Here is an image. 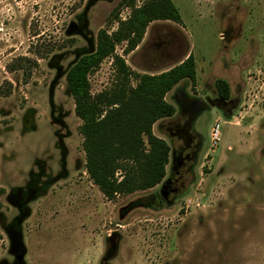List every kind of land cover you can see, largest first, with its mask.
<instances>
[{
  "label": "rangeland",
  "instance_id": "obj_1",
  "mask_svg": "<svg viewBox=\"0 0 264 264\" xmlns=\"http://www.w3.org/2000/svg\"><path fill=\"white\" fill-rule=\"evenodd\" d=\"M123 1L0 0V264H264V0H172L181 23H151L129 55L117 46L139 75L193 55L197 82L167 95L176 114L155 125L172 150L164 181L109 201L86 172L66 76L129 19ZM116 73L105 60L92 93Z\"/></svg>",
  "mask_w": 264,
  "mask_h": 264
},
{
  "label": "trees",
  "instance_id": "obj_2",
  "mask_svg": "<svg viewBox=\"0 0 264 264\" xmlns=\"http://www.w3.org/2000/svg\"><path fill=\"white\" fill-rule=\"evenodd\" d=\"M135 2H122L132 8L129 19L118 20V29L111 34L101 30L96 50L81 57L66 76L76 116L82 120L86 172L109 201L154 189L164 181L172 150L153 128L176 114L167 95L184 80L193 86L197 82L193 55L159 75H139L116 54L117 46L124 43L125 55L135 51L155 21H182L172 0H147L138 8ZM109 58L114 59L117 70L114 83L109 90L94 95L90 76ZM133 80L137 81L135 86ZM216 89L222 100H229L227 81L217 80Z\"/></svg>",
  "mask_w": 264,
  "mask_h": 264
},
{
  "label": "flooded vegetation",
  "instance_id": "obj_3",
  "mask_svg": "<svg viewBox=\"0 0 264 264\" xmlns=\"http://www.w3.org/2000/svg\"><path fill=\"white\" fill-rule=\"evenodd\" d=\"M186 128H187V126H182V127H178V130H177L178 138H180L181 140H182V138L184 139V140H182L183 146H180L179 150H178V152L180 154L179 157L177 159L175 158V155H176L175 152H174L175 155H173L174 161L178 160L177 163L174 162V165H176L177 168H181L182 166H184L186 164L187 160L190 159V157L188 155H186V154L183 155V153L186 151V149H188L192 144V139L190 138V136L187 135V129ZM169 185H170V183L168 182L167 185L165 186V189L162 191L164 198L168 197L169 196L168 194H170V192H176ZM166 188L168 190H166Z\"/></svg>",
  "mask_w": 264,
  "mask_h": 264
},
{
  "label": "built area",
  "instance_id": "obj_4",
  "mask_svg": "<svg viewBox=\"0 0 264 264\" xmlns=\"http://www.w3.org/2000/svg\"><path fill=\"white\" fill-rule=\"evenodd\" d=\"M220 124H217L213 129H212V132H211V144H212V147L215 148L219 141H220Z\"/></svg>",
  "mask_w": 264,
  "mask_h": 264
},
{
  "label": "crops",
  "instance_id": "obj_5",
  "mask_svg": "<svg viewBox=\"0 0 264 264\" xmlns=\"http://www.w3.org/2000/svg\"><path fill=\"white\" fill-rule=\"evenodd\" d=\"M157 123H158V122H157ZM157 123H156V124H157ZM156 124H155V125H156ZM155 125H154V128H153V132H154V134H155L157 137H159V138H163V137H161V136H159V135L156 134V132H155Z\"/></svg>",
  "mask_w": 264,
  "mask_h": 264
},
{
  "label": "water",
  "instance_id": "obj_6",
  "mask_svg": "<svg viewBox=\"0 0 264 264\" xmlns=\"http://www.w3.org/2000/svg\"><path fill=\"white\" fill-rule=\"evenodd\" d=\"M19 259H22V256H20Z\"/></svg>",
  "mask_w": 264,
  "mask_h": 264
}]
</instances>
